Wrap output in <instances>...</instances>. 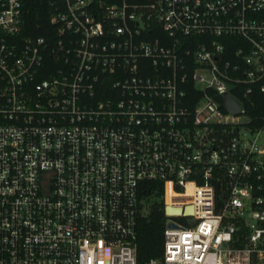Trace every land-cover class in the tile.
<instances>
[{
    "label": "built area",
    "instance_id": "1",
    "mask_svg": "<svg viewBox=\"0 0 264 264\" xmlns=\"http://www.w3.org/2000/svg\"><path fill=\"white\" fill-rule=\"evenodd\" d=\"M22 1L0 0V264H138L143 181L166 216L145 264H264V0H59L53 45L20 38Z\"/></svg>",
    "mask_w": 264,
    "mask_h": 264
},
{
    "label": "trees",
    "instance_id": "2",
    "mask_svg": "<svg viewBox=\"0 0 264 264\" xmlns=\"http://www.w3.org/2000/svg\"><path fill=\"white\" fill-rule=\"evenodd\" d=\"M98 0H93L94 4ZM114 2L116 0H105ZM60 10L59 0H23L22 1V31L20 38L44 37L45 40L53 45L57 38V22L52 21V15ZM162 30L157 27L150 33L152 38L161 37ZM228 58V57H226ZM46 64L50 68L59 65L53 56H48ZM187 98L191 102L196 99L198 90L189 85ZM252 103L245 104L248 113L256 117L264 112V94L255 93L252 95ZM257 123V121H256ZM153 189H158L155 192ZM139 195L144 199L143 210L138 214L136 220V242H137V261L138 264H145L151 258H161L164 247V229L166 223L165 206L160 198L163 186L158 181H143L138 186Z\"/></svg>",
    "mask_w": 264,
    "mask_h": 264
},
{
    "label": "water",
    "instance_id": "3",
    "mask_svg": "<svg viewBox=\"0 0 264 264\" xmlns=\"http://www.w3.org/2000/svg\"><path fill=\"white\" fill-rule=\"evenodd\" d=\"M216 99L219 101V103L223 107H225L230 112L238 113L242 108L241 103L236 98H234L232 95H230L228 93L218 95L216 97ZM188 210L190 212H192L191 208ZM181 211H182V209H180V208H172V207L166 208L167 214H180ZM170 225L173 226L174 224L171 223Z\"/></svg>",
    "mask_w": 264,
    "mask_h": 264
}]
</instances>
